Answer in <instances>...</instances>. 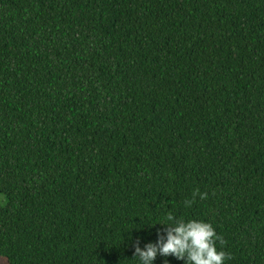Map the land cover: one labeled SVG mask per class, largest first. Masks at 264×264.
I'll return each instance as SVG.
<instances>
[{
    "label": "trees",
    "instance_id": "1",
    "mask_svg": "<svg viewBox=\"0 0 264 264\" xmlns=\"http://www.w3.org/2000/svg\"><path fill=\"white\" fill-rule=\"evenodd\" d=\"M0 195L9 264H140L169 212L264 264V0H0Z\"/></svg>",
    "mask_w": 264,
    "mask_h": 264
},
{
    "label": "clouds",
    "instance_id": "2",
    "mask_svg": "<svg viewBox=\"0 0 264 264\" xmlns=\"http://www.w3.org/2000/svg\"><path fill=\"white\" fill-rule=\"evenodd\" d=\"M197 197L206 200L208 194L195 189L191 199L184 201L185 207H191ZM164 220L160 224L164 226V231L158 233L156 243H148L142 249L139 241H136L134 256L139 258L140 264H153L157 256H174L186 264H224L225 260L232 259L230 253L217 250V242L223 247L226 241L217 235L210 223L197 220L186 222L183 218L177 219L171 212L167 213Z\"/></svg>",
    "mask_w": 264,
    "mask_h": 264
},
{
    "label": "rangeland",
    "instance_id": "3",
    "mask_svg": "<svg viewBox=\"0 0 264 264\" xmlns=\"http://www.w3.org/2000/svg\"><path fill=\"white\" fill-rule=\"evenodd\" d=\"M5 204H6L5 197L0 195V206H4ZM0 264H9V263L5 258L0 257Z\"/></svg>",
    "mask_w": 264,
    "mask_h": 264
}]
</instances>
